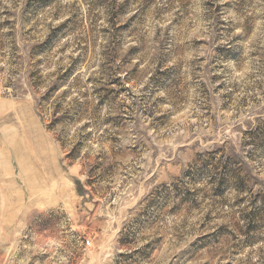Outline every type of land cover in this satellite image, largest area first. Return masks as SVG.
<instances>
[{"label":"rangeland","instance_id":"374dc122","mask_svg":"<svg viewBox=\"0 0 264 264\" xmlns=\"http://www.w3.org/2000/svg\"><path fill=\"white\" fill-rule=\"evenodd\" d=\"M0 264H264V0H0Z\"/></svg>","mask_w":264,"mask_h":264},{"label":"trees","instance_id":"16d2710c","mask_svg":"<svg viewBox=\"0 0 264 264\" xmlns=\"http://www.w3.org/2000/svg\"><path fill=\"white\" fill-rule=\"evenodd\" d=\"M3 26H10L11 24H10V22H5L4 24H2ZM10 29H12V27H10Z\"/></svg>","mask_w":264,"mask_h":264},{"label":"built area","instance_id":"2783aa9c","mask_svg":"<svg viewBox=\"0 0 264 264\" xmlns=\"http://www.w3.org/2000/svg\"><path fill=\"white\" fill-rule=\"evenodd\" d=\"M88 242V244L90 243V241H87Z\"/></svg>","mask_w":264,"mask_h":264}]
</instances>
